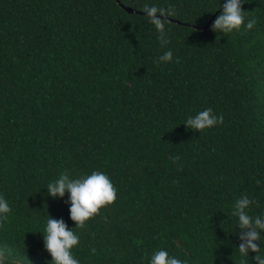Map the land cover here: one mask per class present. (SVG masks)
I'll list each match as a JSON object with an SVG mask.
<instances>
[{
	"label": "trees",
	"instance_id": "trees-1",
	"mask_svg": "<svg viewBox=\"0 0 264 264\" xmlns=\"http://www.w3.org/2000/svg\"><path fill=\"white\" fill-rule=\"evenodd\" d=\"M225 2L0 0L3 264H52L49 218L79 237L80 264H149L158 250L188 264H256L239 252L232 213L246 196L264 222V0H242L245 22L227 34L212 28ZM145 5L164 9L166 46ZM208 108L223 123H185ZM93 171L116 200L78 228L70 193L47 185Z\"/></svg>",
	"mask_w": 264,
	"mask_h": 264
},
{
	"label": "clouds",
	"instance_id": "clouds-1",
	"mask_svg": "<svg viewBox=\"0 0 264 264\" xmlns=\"http://www.w3.org/2000/svg\"><path fill=\"white\" fill-rule=\"evenodd\" d=\"M241 5L242 0H226L222 6L223 11L214 20L213 31L221 30L227 34L234 29L239 30L245 22V12ZM144 11L149 22L155 26L159 33L158 39L161 46H166L170 40L167 39L165 32L167 17L161 18L164 9L145 5ZM158 12L161 13L160 16L157 15ZM255 24L256 20L250 19L246 28L251 30ZM172 58V52L166 51L159 57V61L169 62ZM185 123L193 130L202 132L217 123H223V116L214 115L213 110L208 108L199 112L195 117H188ZM170 159L178 160L179 157H170ZM65 191L70 193V215L78 228H83L85 222L97 215L102 207L112 204L116 200V188L109 177L100 171H93L90 175L78 179H72L66 173H62L58 179L47 185V193L53 197H62ZM253 203L255 201L249 200L246 196L238 199L232 215L238 217V228L241 230L240 239L242 243L238 246L240 254L247 257L249 250H251L256 253L252 257L256 264H264V256L259 254L260 246L257 243L261 237L260 230H264V222L260 216L253 220L246 211ZM10 211L7 201L0 197V220H6L7 213ZM43 234L45 247L52 257V264H80L79 260L73 257L71 251L74 246L79 244V237L72 229L68 228L62 219L49 218ZM2 258L3 253L0 252V264H3ZM149 264H188V262L170 257L166 250H158L151 256ZM241 264H248L247 259H242Z\"/></svg>",
	"mask_w": 264,
	"mask_h": 264
},
{
	"label": "water",
	"instance_id": "water-1",
	"mask_svg": "<svg viewBox=\"0 0 264 264\" xmlns=\"http://www.w3.org/2000/svg\"><path fill=\"white\" fill-rule=\"evenodd\" d=\"M124 8H125V10L127 12L143 13V12H140V11H134L133 9H131L129 7H124ZM221 10H223V7L221 8ZM215 15H216V13L211 16V18L207 21V23L204 26L197 27V29L201 30V29H204V28L208 27L210 22H211V20L215 17Z\"/></svg>",
	"mask_w": 264,
	"mask_h": 264
}]
</instances>
